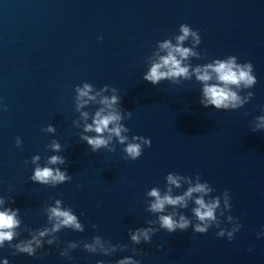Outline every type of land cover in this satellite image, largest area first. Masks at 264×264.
Masks as SVG:
<instances>
[{"label": "clouds", "instance_id": "obj_1", "mask_svg": "<svg viewBox=\"0 0 264 264\" xmlns=\"http://www.w3.org/2000/svg\"><path fill=\"white\" fill-rule=\"evenodd\" d=\"M180 35L175 37L176 43L165 40L159 43V49L166 51V55H158V59L151 64L150 69L144 74L143 79L153 85H159L162 80L169 79L174 82L178 78L190 80L193 76L202 84V99L200 104L207 108L214 107L216 110H236L241 108L252 97L253 93L249 91L246 97H242L239 93L245 89H251L256 83L257 78L253 74L254 67L251 62L238 63L236 56H227L224 59H214L212 62L205 64H197L192 66L185 63L190 58L201 57V53L193 50L196 44L201 43V37L197 30H193L188 24L179 26ZM193 40V47H184V42L189 38ZM102 39V37H100ZM109 86L105 85L107 90ZM77 93V109L88 105L90 101H96L100 92L92 95V86L84 83L83 87L75 88ZM113 92L117 90L112 89ZM86 98V99H85ZM121 103L119 95L101 96L99 107L92 116V122L86 123L84 126L85 133H95V135H81V139L86 141L92 152H98L101 148L108 151H115L109 147L115 138L118 143L125 145L123 152L126 154L125 159L137 160L143 153L144 147L151 146V140L142 136L134 135L131 140L124 133H128L129 128L125 127L121 122L127 116L131 118L132 113L122 112L117 105ZM264 111V109H262ZM81 116L87 120L89 113L82 112ZM45 132H55L53 125H48L42 129ZM264 130V115L255 118V125L252 131ZM22 143L19 137L16 138V144ZM47 147L53 152H61L62 145L53 141ZM40 157L38 155L31 158V163L36 167L31 181L45 186L56 187L57 185L71 181L72 177L67 170L61 171L59 167L53 168L47 165H61L66 163V158L62 155H52L47 158V165L41 166L37 163ZM28 163V161H25ZM166 191L161 193L158 187H153L146 195L150 197L147 212L157 214L155 220L146 221L147 227H138L129 229L128 235L133 245L143 243H151L152 237L161 229L166 230L169 234L179 231H186L189 227L194 233L205 234L210 228L219 229L216 233L217 237H226L229 242L236 238L242 227L238 218L233 217L230 212L232 209L231 196L229 190H225L219 196H212L211 193L215 189L207 182H201V176L193 178L179 173L169 172L166 177ZM182 182L186 183L187 189L182 194H173V186L177 189L182 187ZM192 202L191 209L196 223H192V219L177 211V209H187L189 202ZM9 200L0 197V249L5 245L13 249V255L26 254L29 257H35L38 250L43 249L44 245H59L60 238L57 233L63 229H71L75 232H84L85 226L82 224L78 216L73 212L71 207L63 205L61 199H56L54 206H47L45 214L47 217V225L42 228L31 229L24 226L23 231H27L30 238L20 239L19 242L13 243L21 233L18 229L22 227L20 218V209L3 207ZM14 203V201H11ZM171 208L172 211L164 214L166 209ZM221 217H225L227 224L231 227L222 226ZM158 224V227L152 225ZM97 226L92 225L95 229ZM264 227V226H262ZM257 238L264 237V230L258 232ZM82 247L83 250L90 254H100L103 256H111L117 251H125L128 246L125 244H113L99 235L93 236L91 242L88 241H71L64 247L59 255L71 259L70 253ZM252 249L250 248L249 251ZM132 255L119 259L115 264H141V261L134 259L135 256L143 255L142 251L135 247L131 249ZM46 253L41 254V258ZM3 264H9L8 259L3 260ZM96 264H105L103 260H98Z\"/></svg>", "mask_w": 264, "mask_h": 264}]
</instances>
